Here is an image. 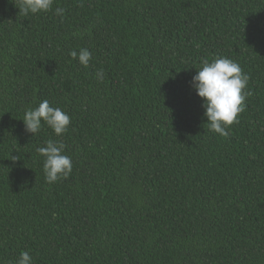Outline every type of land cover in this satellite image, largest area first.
<instances>
[{
	"label": "trees",
	"instance_id": "1",
	"mask_svg": "<svg viewBox=\"0 0 264 264\" xmlns=\"http://www.w3.org/2000/svg\"><path fill=\"white\" fill-rule=\"evenodd\" d=\"M18 7L0 0V264H264V0ZM216 58L250 77L227 137L190 84ZM45 99L71 118L62 136L25 131ZM49 140L73 165L52 184Z\"/></svg>",
	"mask_w": 264,
	"mask_h": 264
},
{
	"label": "clouds",
	"instance_id": "2",
	"mask_svg": "<svg viewBox=\"0 0 264 264\" xmlns=\"http://www.w3.org/2000/svg\"><path fill=\"white\" fill-rule=\"evenodd\" d=\"M19 12L25 16L48 12L52 9L54 0H17ZM64 9L57 6L55 14L62 16ZM70 56L78 60L83 67H88L92 58L87 48L79 51L72 50ZM97 78L103 76L102 71L97 72ZM250 77L243 72L240 65L228 58H216L211 62L205 60L190 82L192 89L202 100L204 117L209 130L227 137V131L234 123H238V116L245 110V100L249 92L246 91ZM25 131L38 133L42 124L47 125L56 136L67 132L71 123L70 116L59 107L50 106L45 99L37 107L26 109L22 119ZM65 145L52 140L46 146L36 149L44 158L43 171L47 183L52 184L60 179H67L72 172V160L64 154ZM18 157H12L15 161ZM16 264H32V257L28 252L22 251Z\"/></svg>",
	"mask_w": 264,
	"mask_h": 264
}]
</instances>
